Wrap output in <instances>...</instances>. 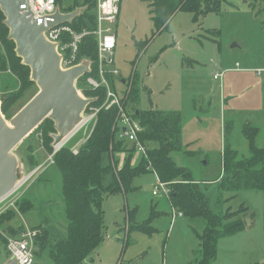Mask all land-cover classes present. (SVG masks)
I'll return each instance as SVG.
<instances>
[{"label": "rangeland", "instance_id": "374dc122", "mask_svg": "<svg viewBox=\"0 0 264 264\" xmlns=\"http://www.w3.org/2000/svg\"><path fill=\"white\" fill-rule=\"evenodd\" d=\"M72 2L63 1L64 7H70ZM201 9L196 21L192 12L179 11L169 27L155 35L146 3L122 0L116 26L118 41L114 68L124 77L135 66L141 93L140 108L147 110L154 106L181 113L184 143L191 145L190 150L198 152L195 156L173 152L172 156L177 164L190 167L196 178L215 180L225 173L221 153L234 130L239 132L238 142L232 145L238 149V159L249 155L248 138L241 132L245 122L251 121L260 127L259 142L264 138V81H259L264 79V0H203ZM140 44H144L143 50H140ZM236 68L238 71L234 70ZM216 72L223 76L215 79ZM4 80L3 75L0 76V87ZM115 84L121 86L116 78ZM38 91L36 84L16 91L21 97L5 114L7 119L10 121ZM1 96L0 91V99ZM225 98L228 107L236 109L234 123L229 121L232 132L224 123L225 119H233L231 111L225 112ZM92 127V124L83 126L69 138L66 146L72 149L86 139ZM36 132L14 149L25 177L16 190L3 198L0 206L13 202L10 206L16 207L15 202L25 196L34 202V207L28 212H17L16 223L27 226L31 221H46L63 228L62 173L51 166L35 174L42 163H48L52 153H47L43 136ZM30 145L35 149L33 156L41 161L34 169L28 160ZM40 174L42 179L31 184ZM156 177L152 171L143 173L134 180L135 190L105 198L102 203L104 240L91 254L95 259L90 260V255L82 264L264 263V191L240 188L234 191H239L237 196L232 197L234 192L221 191L217 183L207 184L196 179L199 185L205 184L202 194L216 219H222L218 227L226 222L224 215L230 207L238 212L227 222L228 227L240 222L245 228L232 235L219 236L216 257L209 261L203 241L210 228L204 230L205 222L176 211L171 225L172 207L168 198L152 195ZM242 203L249 206V211ZM127 207H137L138 221L149 218L154 208L157 213L151 225L157 229L151 234L141 230L127 235ZM5 233L10 234L7 230ZM126 238L129 243L125 245ZM4 254V244L0 241V257ZM34 257L35 264H51L48 258Z\"/></svg>", "mask_w": 264, "mask_h": 264}, {"label": "trees", "instance_id": "16d2710c", "mask_svg": "<svg viewBox=\"0 0 264 264\" xmlns=\"http://www.w3.org/2000/svg\"><path fill=\"white\" fill-rule=\"evenodd\" d=\"M57 1L63 4L66 0ZM149 2L153 9L157 31L165 27L175 12L186 10L198 15L202 11L203 4V0H149ZM78 8H81V11L66 24L79 32L83 29H95L96 0L82 2L73 0L71 6L66 9L73 12ZM5 20L6 16L0 8V76L3 75L5 79L0 91L2 111L8 114L21 97V94H17L16 91L25 90L35 85V82L30 77V67L24 64L22 58L16 54V44L9 38L10 29ZM78 57H89L96 66L97 39L94 35L84 37ZM8 69H10L9 72ZM85 77L87 74L79 78V88L87 97L94 99L91 105H102L106 97L105 86L96 90L85 89L83 86ZM137 82L138 76H135L130 93L134 104L138 101ZM135 107L133 115L143 126L139 138L141 137L143 141L153 140L151 146L147 147L148 157L143 156L137 165L132 164L134 147H131L130 142L121 136L116 126L114 127L118 113L116 105L99 111L97 123L89 139L80 148L79 154H73L71 148L66 145L55 154V162L51 166H55L62 173L65 224L63 228L46 221L31 225L33 229H40L36 238L35 256L48 258L51 264H82L104 240L102 203L105 198L116 193H127L132 187L134 178L150 171L149 168L152 167L158 172L162 181L173 187L171 201L179 209V213L192 219L201 218L209 223L210 229H207V238L203 241L207 260L210 261L216 257L219 236L232 235L244 229L240 222L229 227L227 223H222L223 226L219 228L218 223H221L222 219L216 220L215 214L204 201L205 198L200 196L197 186L193 183L196 180L193 170L187 165L178 166L173 160L172 151L184 150L181 115L176 112L142 110ZM229 124L228 122L226 126ZM35 131L43 136L47 153L53 152L52 134L55 132L53 120L46 118L32 134ZM256 134L257 128L247 124L245 135L249 139L251 150L249 158L236 160L234 151L227 145L224 147V169L227 175L220 180L221 191L240 188L264 191V147L256 146ZM32 146H29L31 152L28 160H30L31 169H34L41 164V161L33 156L35 149ZM118 152H127L121 166L117 159ZM41 177L42 175L36 179L37 182L42 179ZM16 204L21 213L33 210L34 207V202L25 196ZM242 207L249 210L247 206ZM237 212L227 213V220L235 217ZM16 215L17 211L12 208L0 214V227L12 235L23 228L22 224L19 227L12 224ZM0 241L4 244L7 256L11 258L7 240L1 232ZM9 258L1 264L8 262Z\"/></svg>", "mask_w": 264, "mask_h": 264}, {"label": "water", "instance_id": "95a60500", "mask_svg": "<svg viewBox=\"0 0 264 264\" xmlns=\"http://www.w3.org/2000/svg\"><path fill=\"white\" fill-rule=\"evenodd\" d=\"M17 2L0 0V8L10 29L9 38L16 44V54L30 67L31 79L39 91L10 121L2 111L0 99V200L13 192L25 177L14 149L46 118L54 122L53 146L66 142L94 101L78 86L79 78L89 70V61L64 68L57 44L45 34L49 27L72 20L80 10L68 13L57 10L51 20H45L35 18ZM4 264H17V261L10 258Z\"/></svg>", "mask_w": 264, "mask_h": 264}, {"label": "built area", "instance_id": "2783aa9c", "mask_svg": "<svg viewBox=\"0 0 264 264\" xmlns=\"http://www.w3.org/2000/svg\"><path fill=\"white\" fill-rule=\"evenodd\" d=\"M17 3H21L24 9H27L35 18H44L45 20H51L52 16L57 10L61 11V6L57 0H17ZM120 1L121 0H97L96 2V27L95 29H83L82 31H76L70 25L64 23H58L49 27L45 34L47 38L57 44L58 50L62 56V66L64 68H71L82 62L83 59H88L94 62L89 57H78L81 42L84 37L94 35L97 39V58L96 62L99 65V74L104 76V73L108 70L107 66L111 65L113 60V52L117 47V33L115 30L116 23L120 14ZM221 76V73H217L215 78ZM88 86L93 88H99L101 86L107 87L106 99L103 102V106L88 107L90 111L85 112V118L78 129L87 125L91 121L97 118V114L102 107L110 108L114 105H118L120 108V117L118 118V126L124 127L123 135L131 141L136 142V146L140 151H144V146L138 140V133L142 130L139 123L131 120L123 110L120 99L114 92L111 91L108 82L103 78H97L93 75H88L83 80ZM83 93L82 89L79 88ZM84 94V93H83ZM85 95V94H84ZM86 96V95H85ZM88 112V113H87ZM77 129V130H78ZM76 130V131H77ZM75 131V132H76ZM64 145V143L54 146V151L48 157V163L54 162V155ZM73 152L77 154L78 148L73 149ZM41 166L37 169L39 170ZM36 170V171H37ZM163 185V184H161ZM19 187V186H18ZM17 187V188H18ZM16 188V189H17ZM15 189V190H16ZM159 188L157 187L154 191L157 194ZM5 199L0 200L2 202ZM5 202H8L5 201ZM4 202V203H5ZM10 204H3L4 206L0 209V214L5 212ZM16 204V202H15ZM9 208H15L10 206ZM17 235V234H16ZM38 235V230L26 229L22 230L17 236L8 237L7 247L10 251L11 258L16 259L17 264H35V238Z\"/></svg>", "mask_w": 264, "mask_h": 264}, {"label": "crops", "instance_id": "0c3cea01", "mask_svg": "<svg viewBox=\"0 0 264 264\" xmlns=\"http://www.w3.org/2000/svg\"><path fill=\"white\" fill-rule=\"evenodd\" d=\"M142 2H144V3H146V5L148 6V9H149V14H150V19H151V21L153 22V24H154V27H155V21H154V13H153V9H152V7H151V5H150V2H149V0H141ZM66 2V1H65ZM96 2H97V0H96ZM121 2H122V0L120 1V8H121ZM70 4H72V3H70ZM60 6H61V12H64V13H68V12H71V11H67V9L64 7V3L63 4H60ZM77 10H80L81 11V8H78ZM179 11H183V10H179ZM179 11H177V12H175L173 15H172V17L169 19V22L165 25V27H163L161 30H156V27H155V35L158 33V32H160V31H164V29L165 28H167V27H169V25L171 24V22H172V20H173V18L174 17H177L179 14H178V12ZM186 11V10H185ZM190 12V11H189ZM193 13V12H192ZM193 15H194V21H196L197 19H198V15H195L194 13H193ZM66 22H68V21H65V22H63L64 24H66ZM117 24H118V21H117V23H116V26H117ZM67 25V24H66ZM115 30H116V27H115ZM116 33H117V31H116ZM162 33V32H161ZM154 35V36H155ZM153 36V37H154ZM141 49L140 50H143V48H144V44H140V46H139ZM112 57H113V62L111 63V65H108L107 66V71L104 73V76H100V74H99V65H98V63L96 62V66H94V62H91V61H89V70H88V72L86 73L87 74V76L88 75H93V76H96L97 78H100V77H103L107 82H108V84H109V86H110V89H111V91L112 92H114L115 94H116V96L120 99V102H121V106L123 107V110H124V113L131 119V120H133V121H135V122H137V123H139L140 124V126L142 127V130L138 133V140H139V142L144 146V151H140L138 148H137V146H136V142H134V141H131V140H129L128 138H126L124 135H123V133H124V130H125V128L124 127H120V126H118V118L120 117V114H121V112H120V108H119V106L118 105H116L117 107H118V113H117V116H116V122H115V125H114V127L116 126L117 127V129H118V131L119 132H121V136L122 137H124V138H126L127 140H128V142H130L129 144H130V146L131 147H134V153H137L136 155H134V153H133V157H132V164H134V165H137L138 163H139V161H140V159L143 157V156H145V157H148V154H147V147L148 146H151V144L153 143V140H151V139H148V140H145V141H143L142 139H141V137L139 138V136H140V133L143 131V126L141 125V122L139 121V119H137L134 115H133V112H134V108H136L135 106H137L138 108H140V103H141V93H140V89H139V92L137 93L138 94V101L136 102V104H134L133 103V101H131V98H130V93H131V90H132V87H133V82H134V78H135V76H138L137 75V71H136V68H135V66H133L132 68V70H129L128 71V73L127 74H125V76L124 77H121V73H120V71L119 70H117L116 68H114V65L116 64V59H115V54H114V52H113V55H112ZM235 71H238V69L236 68V69H234ZM92 72V73H91ZM217 73V72H216ZM215 73V74H216ZM225 75V74H224ZM221 76H223V73L221 74ZM220 76V77H221ZM220 77H218V78H220ZM115 78L120 82V84H121V86H119V85H117V84H115ZM118 78H120V80L118 79ZM215 79H217V78H215ZM259 81L260 82H262V81H264V79H259ZM138 83H139V79H138ZM84 88L85 89H90V90H96V89H98V88H93V87H91V86H88L85 82H84ZM104 86V85H103ZM102 87V86H101ZM100 88V87H99ZM105 88H106V95H107V87L105 86ZM133 92H134V90H133ZM87 96V95H86ZM105 99H106V97H105ZM226 100H225V112L226 111H231V113H232V115H233V119H231V120H227V119H225V121H224V123H225V127L226 128H228V130H230L231 132H232V129L230 128L231 126H230V124L229 125H227L226 126V124L230 121L231 122V124H233L234 123V119H235V110L236 109H231L230 107H228V100H227V98H225ZM105 101V100H104ZM92 104V103H91ZM91 104H90V106H91ZM103 104V103H102ZM89 106V107H90ZM93 106H95V105H93ZM101 106V105H100ZM102 108H105V107H102ZM101 108V109H102ZM227 108V109H226ZM89 109V108H88ZM100 109V110H101ZM106 109H108V108H106ZM140 109H142V108H140ZM150 109H153V110H158V111H164V112H176V113H179L180 115H181V113L179 112V111H174V110H159V109H156V108H154V106H152L151 108H149V109H147V110H150ZM142 110H145V109H142ZM137 112H138V110H137ZM98 114H99V112H98ZM98 114H97V118L95 119V120H93V121H91L90 123H88V124H92L93 125V127H92V130H91V132H90V134L89 135H87L85 138L86 139H83V140H81V141H79L71 150H72V152H73V149H75V148H78L79 149V151H80V148L85 144V142L89 139V137H90V135H91V133H92V131H93V129H94V126L96 125V123H97V120H98ZM226 116V115H225ZM181 118H182V115H181ZM182 121H183V119H182ZM183 123V122H182ZM253 122H251V121H247V122H245L244 123V125H243V127L241 128V132L243 133V135L245 136V137H247L246 135H245V127H246V125L247 124H249V125H251V126H253V127H256L257 128V134H256V138H255V141H256V146L257 147H264V138L261 140V142H259V134H260V132H261V130H260V127L259 126H257V125H255V124H252ZM87 124V125H88ZM78 129V128H77ZM81 129V128H80ZM80 129H78V130H80ZM78 130L76 131V132H74V133H72V135L70 136V137H72L73 135H75L77 132H78ZM233 133V135L231 136V138H230V140L227 142V146L229 147V149L230 150H232V151H234V153H235V159L236 160H244L245 158H249L250 156H251V150H250V145H249V139H248V150H249V155H247V156H243V158H240V159H238V152H237V148H234V147H232V145L233 144H235L236 142H238V140H237V133H239V132H236L235 130H234V132H232ZM39 135L41 134L40 132L38 133ZM69 137V138H70ZM69 138L67 139V141L69 140ZM67 141L66 142H64V145L63 146H65L66 145V143H67ZM131 142L133 143V144H131ZM182 142H183V146H184V150L182 149V150H180L182 153H185V154H188V156H195L196 154H197V152L198 151H193V150H190L189 149V147L191 146V145H189L188 143H184V140H183V129H182ZM82 145V146H81ZM52 146H53V143H52ZM62 146V147H63ZM61 147V148H62ZM53 148H54V146H53ZM60 148V149H61ZM59 149V150H60ZM58 150V151H59ZM53 151H54V149H53ZM57 151V152H58ZM180 151H178V150H174V151H172L171 152V156H172V153L173 152H180ZM56 152V153H57ZM73 154H75L74 152H73ZM77 154H79V152L77 153ZM77 154H75V155H77ZM123 154H125V156H123ZM185 154H183V156H185ZM222 154V157H221V161L223 162V164H224V161H225V156H224V153H221ZM55 156V155H54ZM126 156H127V152H118L117 153V159H119V165L121 166L123 163H124V161H125V158H126ZM207 156V153H205L204 152V157H206ZM172 158H173V160L175 161V159H174V157L172 156ZM206 160L208 161V159L206 158ZM207 161L206 162H204V166H206V164H207ZM54 162H55V159H54ZM53 162V163H54ZM176 162V161H175ZM53 163H42L40 166H41V168L39 169V170H37L36 172H35V174H39V173H42V171L44 172V171H46L48 168H50L51 167V165L53 164ZM202 163V162H201ZM176 164H177V162H176ZM178 166H185V165H179V164H177ZM49 166V167H48ZM48 167V168H47ZM150 169V171H152V172H154V173H156V178H157V181H156V183H155V187H154V189L152 190V195H156V196H158V195H160V196H162V198H164V197H166V198H168V202H170V204H171V207H172V213H171V217H172V220H171V225L173 224V217L175 216V214H176V212L177 213H179V209L177 208V207H175L173 204H172V201H171V193L173 192V187H171L170 185H169V183H167V182H164V181H162L161 180V178L159 177V174H158V172L152 167V168H149ZM149 172V171H148ZM224 172H225V169H224ZM226 175H227V172H225L224 173V175L221 173V175H220V177H218L217 179H215V180H211V179H205V178H202V179H199V178H196L195 177V179H197V180H204L203 182H205V183H207V184H215V183H217V187L219 188V186H218V184L221 182L220 180H222L223 178H225L226 177ZM41 176V174L39 175V176H37V177H40ZM139 176V175H138ZM37 177H36V179H37ZM137 177V176H136ZM135 177V178H136ZM135 178H134V180H135ZM34 180L31 184H34L35 182H37V180ZM134 180H133V183H134ZM196 181V180H195ZM39 182V181H38ZM195 185H199L198 183H196V182H193ZM161 184H163V185H161ZM203 185H205V184H200L199 186H197V188H198V191H199V194H200V196H202L203 198H205L204 196H203V194H202V187H203ZM159 188V190H158V192H157V194H155L154 193V191L156 190V188ZM136 189V186H134V184H132V187H131V189L129 190V191H133V190H135ZM242 189H249V188H242ZM250 190H252V189H250ZM128 191V192H129ZM234 191H237V190H232L231 192H234ZM241 191V190H240ZM258 191H260V190H258ZM127 192V193H128ZM239 192V191H238ZM238 192H234V194L232 195V197H236L237 196V194H238ZM121 193H124V194H127V193H125V192H121ZM117 194H119V193H116V194H113V195H117ZM110 196H112V195H109V196H107L106 198H108V197H110ZM206 200H207V198H205V202H206ZM225 201H227V199L225 200ZM207 203V202H206ZM208 205V204H207ZM242 206H247L245 203H242L241 204ZM1 207V206H0ZM209 207V206H208ZM248 207V209H249V206H247ZM16 208L17 209H15V208H12V209H14V210H16L17 212H20L19 211V209H18V207L16 206ZM210 208V207H209ZM1 209V208H0ZM210 210H211V208H210ZM7 211V210H6ZM104 212H105V210H103ZM126 211H127V226L125 227V229H126V234L127 235H129L132 231H141V230H144V231H146V233H149V234H151V233H153L157 228H155L154 226H152L151 224H152V222H153V219H154V214H156L157 212L155 211V209L153 208V212H152V214L150 215V217L149 218H147L146 220H143V221H138L137 219H136V216H137V207H135V208H133V209H131L130 207H127L126 208ZM174 211H176V212H174ZM212 211V210H211ZM249 211V210H248ZM229 212H233V210L229 207L227 210H226V213H225V216H224V218H226L225 220H226V222L225 223H227L229 220H227V218L228 217H226V214L227 213H229ZM4 213V212H3ZM212 213H214L213 211H212ZM180 215H183V216H185L184 214H182V213H179ZM215 214V213H214ZM185 217H187V216H185ZM222 218V217H221ZM201 222H205V227H204V230H207V229H209V223L206 221V220H204V219H201V218H198ZM232 219V218H231ZM230 219V220H231ZM216 220H218V219H216ZM247 221L249 222L250 221V219H247ZM32 223H30V225H27V226H23V228L17 233V235H19L20 234V232L22 231V230H26V229H33L32 228V224L33 223H36L35 221H31ZM143 222V223H142ZM12 224L15 226V227H19L22 223L21 222H18V223H16V220L15 221H13L12 222ZM249 224V223H248ZM138 225V227L136 228V226ZM215 227V226H214ZM245 229V228H244ZM243 229V230H244ZM34 230H38V232H40V229H34ZM171 230V229H170ZM169 230V231H170ZM0 232L3 234V236L6 238V240H8V237H10V236H12V237H14V236H17L16 234L15 235H12V234H6L5 233V230H3L2 228H0ZM197 235L200 237L201 236V234H198L197 233ZM38 236V235H37ZM37 236H36V238H37ZM36 238H35V241H34V243H35V246H36ZM7 243H8V241H7ZM129 243V239L128 238H126L125 239V245L126 244H128ZM9 250V249H8ZM201 251H202V242H201ZM4 252H5V254L3 255V256H1L0 257V264L2 263V262H5L9 257L7 256V254H6V249H5V247H4ZM93 253V252H92ZM91 253V254H92ZM90 254V255H91ZM89 255V256H90ZM94 255V254H93ZM93 255H91L90 257H89V259L90 260H93V259H95V255L93 256ZM10 257H11V255H10ZM10 259V258H9ZM97 264V263H96ZM120 264V263H119ZM125 264H130V263H128V262H125Z\"/></svg>", "mask_w": 264, "mask_h": 264}]
</instances>
